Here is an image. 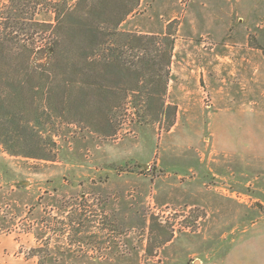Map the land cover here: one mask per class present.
Listing matches in <instances>:
<instances>
[{
	"label": "rangeland",
	"instance_id": "rangeland-1",
	"mask_svg": "<svg viewBox=\"0 0 264 264\" xmlns=\"http://www.w3.org/2000/svg\"><path fill=\"white\" fill-rule=\"evenodd\" d=\"M104 1L0 10L5 264H264V0H214L216 38L201 0H139L122 29L160 38L109 43L120 68L44 25L110 26Z\"/></svg>",
	"mask_w": 264,
	"mask_h": 264
},
{
	"label": "trees",
	"instance_id": "trees-1",
	"mask_svg": "<svg viewBox=\"0 0 264 264\" xmlns=\"http://www.w3.org/2000/svg\"><path fill=\"white\" fill-rule=\"evenodd\" d=\"M10 1L11 0H0V10H2L3 7H9ZM104 2L105 4L108 3V12L106 18L113 20V22H111L112 24L110 23V26H102L101 24H97L91 27H83L81 25L66 27L65 21L76 12H73V10L71 11L67 4L61 6L59 3H55V5H53L54 7L52 6L56 14V23L54 25H44L47 27H53L56 31L72 30L74 39H77L84 33H87V35L92 38L93 46L90 53L86 54V58H90L94 63H108L113 67L120 68L122 66V53L119 51V49H114L111 47L110 44L112 42L113 44L115 43L120 45L122 44V38L136 37L143 39L150 37L155 39L156 37L160 38V36L138 34L124 31L122 29V23L126 20L127 16L130 15L139 5V0H136V2L129 7H126L122 0H105ZM92 10L94 11V9ZM76 19L81 20L82 18L77 17ZM166 40V44L169 47L168 58H170L173 48V40H170L168 37H166ZM58 52L59 47L56 46L52 57L57 56ZM8 142V139H3L1 141V143H4L6 146H8V150H10V152H14L13 154H15L16 151H14V149L8 145ZM46 159L51 158L47 157Z\"/></svg>",
	"mask_w": 264,
	"mask_h": 264
},
{
	"label": "crops",
	"instance_id": "crops-1",
	"mask_svg": "<svg viewBox=\"0 0 264 264\" xmlns=\"http://www.w3.org/2000/svg\"><path fill=\"white\" fill-rule=\"evenodd\" d=\"M199 4L200 5L195 6L196 9L198 10L199 18L201 17L203 22L206 20L204 28L200 29V33H209L210 32L214 38H216L217 35L220 36L221 30L217 29L218 24L216 23V18H218V17L214 12H224L222 6L214 3V0H201V2ZM193 18H194V16H193ZM242 44L245 45L246 42H244ZM198 54H200L202 56H210L211 55V53L201 52V51L198 52ZM230 55H231L230 52H225L221 55V57L226 58ZM239 56L246 59L250 55L247 53H244V52H239ZM4 242L5 241H3L0 237V264L6 263V258L5 257L3 258L1 255V254L6 255V244H4Z\"/></svg>",
	"mask_w": 264,
	"mask_h": 264
},
{
	"label": "built area",
	"instance_id": "built-area-1",
	"mask_svg": "<svg viewBox=\"0 0 264 264\" xmlns=\"http://www.w3.org/2000/svg\"><path fill=\"white\" fill-rule=\"evenodd\" d=\"M239 194H241V193H239ZM241 196V195H240Z\"/></svg>",
	"mask_w": 264,
	"mask_h": 264
}]
</instances>
